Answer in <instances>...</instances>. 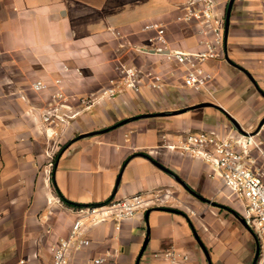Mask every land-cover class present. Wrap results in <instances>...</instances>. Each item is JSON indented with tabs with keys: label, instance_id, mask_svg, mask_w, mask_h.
Wrapping results in <instances>:
<instances>
[{
	"label": "crops",
	"instance_id": "1",
	"mask_svg": "<svg viewBox=\"0 0 264 264\" xmlns=\"http://www.w3.org/2000/svg\"><path fill=\"white\" fill-rule=\"evenodd\" d=\"M186 1L0 0V264H51L50 247L67 235L75 218L74 206L61 196L86 206L157 190L172 195L168 206L139 213L123 221L119 230L110 221L90 227L89 245L74 255L73 263L107 256L103 264H136L147 238L138 264H170L162 256L167 250L188 256L183 264H207L194 237L195 232L201 241L200 232L206 229L211 238L201 242L208 248L210 261L212 256L225 264V247L231 244L218 221L227 218L228 228L244 237L247 246L240 259L229 264H244L255 238L229 211L238 213L234 205L218 195L221 183L208 177L209 169L202 161L164 147L162 136L178 130L226 135L234 130L226 114L244 132L259 128L264 118V97L258 92H264V0H233L223 57L204 65L212 76L211 95L182 87V70L173 61L133 48L149 45L147 39L153 33L143 31L145 25L160 23L166 28L169 49L202 50L198 21H176ZM228 1L215 0L216 11L223 17ZM119 62L160 75L162 87L126 91L95 101L87 109L73 103L71 113L58 111L65 116V124L72 122L71 127L63 124L58 134L47 138L41 116L57 104L53 96L59 91L77 98L96 94L117 77ZM37 80L45 84L44 90H33ZM175 101H187L186 108L203 102L219 108L130 121L71 143L81 133L123 119L178 110L172 108ZM209 115L214 120L205 119ZM179 116H187V121L182 117L177 121ZM148 158L179 176L201 197L227 209L202 207L201 218L187 213V191L178 189V183Z\"/></svg>",
	"mask_w": 264,
	"mask_h": 264
},
{
	"label": "built area",
	"instance_id": "2",
	"mask_svg": "<svg viewBox=\"0 0 264 264\" xmlns=\"http://www.w3.org/2000/svg\"><path fill=\"white\" fill-rule=\"evenodd\" d=\"M191 20H197L200 25L199 34L203 36L200 43L203 49L200 51L169 49L166 28L160 23L145 25L143 31L153 33L147 39L149 45L133 48L141 54H155L173 61L182 70V87L211 95L209 83L212 76L204 65L223 57L224 17L216 11L215 0H187L176 21L187 23ZM115 69L117 77L110 79L106 87L94 95L77 98L57 92L53 96L57 104L41 116L45 136L52 138L58 134V128L66 122L65 116L58 114V111L63 109L71 113L73 103L87 109L95 101L113 99L126 91L137 93L144 86L154 90L162 87L160 75L142 72L122 62ZM32 88L39 92L46 86L37 80L33 82ZM162 143L167 149L202 161L209 169L208 177L218 180L222 188L227 189L234 199L242 203L241 217L258 245L255 264H264V125L254 132L240 133L233 130L223 136L214 130L180 131L163 135ZM173 199L169 192L157 190L98 205L74 207L72 211L75 218L67 235L50 247L51 264H74V255L89 245L86 232L90 227L110 221L119 230L123 221L145 213L150 208L168 206ZM162 256L170 264H183L189 259L174 250H167ZM106 260L107 256H101L89 259L86 264H103Z\"/></svg>",
	"mask_w": 264,
	"mask_h": 264
},
{
	"label": "water",
	"instance_id": "3",
	"mask_svg": "<svg viewBox=\"0 0 264 264\" xmlns=\"http://www.w3.org/2000/svg\"><path fill=\"white\" fill-rule=\"evenodd\" d=\"M232 4H233V0H229L228 1V4H227V7H226V11H225V17H224V42L226 41V38H227V32H228V27H229V18H230V12H231V8H232ZM226 60L229 63H231L228 58H226ZM242 71L251 79V81H253L252 77L247 72H245L244 70H242ZM258 92L260 93V95L262 97H264V92H262L260 90H258ZM203 107L219 108V107L215 106L212 103L203 102V103H199V104H197L195 106H191L189 108L178 109V110L171 111V112L145 113V114H141V115H136V116H133V117H130V118H127V119H123V120L117 122L116 124H114V125H112L110 127L104 128V129H100V130H96V131H91V132H86V133H81V134L77 135L75 138H73L71 140V143L74 142V141L80 140V139H84V138H88V137H92V136L104 134V133H106V132H108V131H110L112 129H115L117 127L123 126V125L129 123L130 121L141 120V119H146V118H154V117L173 116V115H178V114L185 113L188 110H192V109H196V108H203ZM226 116L228 117V119H229L230 123L232 124V126L234 127V130L235 131L240 132V133H244V131H242V129L239 127L238 123L233 118H231L227 114H226ZM261 125H264V118H262L260 120V122L258 124V127H260ZM148 159L150 160V162L155 167H157L158 169H160L161 171H163L164 173H166L167 175H169L174 181H176L192 197H194V198L198 199L199 201L204 202V203H206L208 205L217 206V207H220V208L227 209L224 206H221L219 204H216L213 201H210L208 199H205L204 197H201L195 191H193L192 189H190L189 186L179 176H177L176 174H174L172 171H170L169 169H167L166 167H164L163 165H161L157 161H154L151 158H148ZM117 184H118V180L116 182V186H117ZM165 210L172 211V212H177V211L170 210V209H165ZM229 211L235 217H237L238 221L243 225V227H245L253 235L252 231L250 230V228L246 224L245 220L242 217L238 216L235 212H233L231 210H229ZM194 237H195L197 243L199 244V246L201 247V249L204 252V255H205V259H206L207 264H211V261L209 259V255H208L206 249L204 248L202 242L199 240V238H198V236L196 235L195 232H194ZM253 237H254V235H253ZM146 244H147V238L145 239V241H144V243H143V245H142V247L140 249V252H139V255H138L136 264L139 263V258L141 256V254L143 253ZM257 257H258V245H257V242L255 240V251H254V257H253V260H252V263L251 264H255L256 263Z\"/></svg>",
	"mask_w": 264,
	"mask_h": 264
},
{
	"label": "rangeland",
	"instance_id": "4",
	"mask_svg": "<svg viewBox=\"0 0 264 264\" xmlns=\"http://www.w3.org/2000/svg\"><path fill=\"white\" fill-rule=\"evenodd\" d=\"M227 7V6H226ZM183 98H186L187 99V93H183ZM105 99H101L99 101H104ZM177 104H175V106H173L172 108H176V109H183V108H186L187 107V101H175ZM181 117L185 120V122L187 121V116H179V117H176L175 119L177 121H179L181 119ZM207 119L208 121H212L214 120L212 116H207ZM119 122V121H117ZM117 122L113 123V124H116ZM71 121H69L68 123H66L64 125V127L66 128H69L71 127ZM178 123H183V122H178ZM178 125V124H177ZM210 126L212 127H216V125L214 123H211ZM63 127V128H64ZM62 126H60V128L58 129H63ZM44 130V128H43ZM100 130V129H99ZM60 131V130H59ZM180 130L178 131H175L176 133L179 132ZM230 132L229 133H232L233 130H229ZM68 139V138H67ZM66 139H63L62 142H64ZM178 189H182L181 186H179L178 184H176ZM188 185V183H187ZM190 189H192L190 187V185H188ZM194 190V189H193ZM182 191V190H181ZM218 195H220L221 197H225L227 200H229L230 204L234 205L235 209L238 211V215L241 216L242 214V211H243V207H242V203L239 201V200H236L234 199V197L230 194V192L227 190V189H221V191L218 193ZM190 202L191 203H196V205H199V207H201L200 209H194L191 205H190ZM217 203H220L218 201H215ZM177 205H180L177 204ZM206 208V209H212L209 205H207L206 203L204 202H201L199 201L198 199L192 197L189 193H187V213L189 214H192V213H198V218H201V215L203 213V208ZM193 210V211H191ZM216 211V210H215ZM220 212H223L225 213V211H222L220 210ZM200 214V215H199ZM227 218H224L223 220H220L218 221V225L219 227L223 230L222 232L225 233V235L228 236L227 238V241L231 244V248L230 246L228 248L225 247V254H226V257L227 258H224V261H225V264H229L230 263V260L231 259H237V261L240 259V254L242 253V250L243 248H247V246L244 244L245 243V240L243 241L244 237H240L238 234H235V232H233V230L229 229L228 226H227V221H226ZM201 233V241L205 242V243H208V240L209 238H211L209 235V231L208 230H204L200 232ZM203 239V240H202ZM203 242V243H204ZM210 247V246H209ZM205 248L208 250V248L206 247L205 245ZM254 250H255V247L254 245L252 247H249L247 253H246V256L244 258V264H251L252 263V260H253V257H254ZM228 252V255L227 253ZM223 253V255H224ZM216 254V252L214 253ZM211 261H212V264H218L217 261L218 260H215L213 259V257L211 256Z\"/></svg>",
	"mask_w": 264,
	"mask_h": 264
},
{
	"label": "trees",
	"instance_id": "5",
	"mask_svg": "<svg viewBox=\"0 0 264 264\" xmlns=\"http://www.w3.org/2000/svg\"><path fill=\"white\" fill-rule=\"evenodd\" d=\"M68 144H69V142L66 143L64 146H62V147L60 148V150H59V151L57 152V154L55 155L54 161H56L59 152H60L62 149H64ZM60 198H61V199L63 200V202L66 203L67 205L74 206V207H81L80 205H76V204H74V203H71V202L66 201L65 199H63L62 196H61Z\"/></svg>",
	"mask_w": 264,
	"mask_h": 264
}]
</instances>
